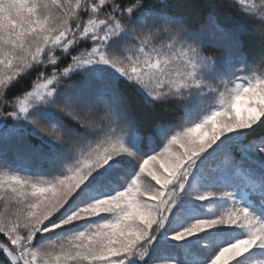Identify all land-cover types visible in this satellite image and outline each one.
<instances>
[{"label": "snow or ice", "instance_id": "6c2138e0", "mask_svg": "<svg viewBox=\"0 0 264 264\" xmlns=\"http://www.w3.org/2000/svg\"><path fill=\"white\" fill-rule=\"evenodd\" d=\"M221 7L0 0V264H264V0Z\"/></svg>", "mask_w": 264, "mask_h": 264}, {"label": "trees", "instance_id": "16d2710c", "mask_svg": "<svg viewBox=\"0 0 264 264\" xmlns=\"http://www.w3.org/2000/svg\"><path fill=\"white\" fill-rule=\"evenodd\" d=\"M160 0H153V3H159ZM171 2L173 4L178 3L179 0H171ZM209 2H213V3H217L220 4L221 7V12L223 15L227 16L229 19H240L239 17H237L235 15V13L232 11V0H209ZM246 23L253 25V26H259L258 22H254V18H248L245 21ZM245 43H246V49L248 50L249 54H250V58L251 57H256L257 59L259 58V53L261 52V44L258 38L253 37V36H246L245 37ZM217 56L221 55L220 52L215 53ZM67 63V61L64 62V64L61 65V67H63L65 64ZM50 71V69H49ZM79 77L74 76L73 80L78 79ZM28 79H30V77H25L20 83L21 84H26ZM65 83H72V81H65ZM20 85H16L11 91H15L16 88H18ZM11 91H10V95H11ZM162 115L168 116L170 114L167 113H162ZM10 123V121H9ZM34 143H38V141L33 140ZM2 152L4 155L8 156L9 159H11L12 155H14V151L11 147V145L5 147L2 149ZM0 239H4L3 237H0ZM39 239V237H38Z\"/></svg>", "mask_w": 264, "mask_h": 264}, {"label": "rangeland", "instance_id": "374dc122", "mask_svg": "<svg viewBox=\"0 0 264 264\" xmlns=\"http://www.w3.org/2000/svg\"><path fill=\"white\" fill-rule=\"evenodd\" d=\"M10 123H11V121H10Z\"/></svg>", "mask_w": 264, "mask_h": 264}]
</instances>
